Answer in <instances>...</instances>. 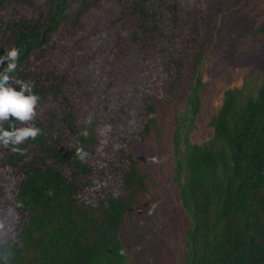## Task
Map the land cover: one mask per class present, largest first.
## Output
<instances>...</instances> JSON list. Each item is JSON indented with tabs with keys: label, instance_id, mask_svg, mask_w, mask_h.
Segmentation results:
<instances>
[{
	"label": "trees",
	"instance_id": "trees-1",
	"mask_svg": "<svg viewBox=\"0 0 264 264\" xmlns=\"http://www.w3.org/2000/svg\"><path fill=\"white\" fill-rule=\"evenodd\" d=\"M203 1L0 0V55L21 49L10 75L41 97L33 121L10 119L42 129L23 153L0 146V264H133L123 232L149 175L132 150L174 103L184 264H264V75L226 90L191 142L218 38L219 5L205 20Z\"/></svg>",
	"mask_w": 264,
	"mask_h": 264
},
{
	"label": "rangeland",
	"instance_id": "rangeland-1",
	"mask_svg": "<svg viewBox=\"0 0 264 264\" xmlns=\"http://www.w3.org/2000/svg\"><path fill=\"white\" fill-rule=\"evenodd\" d=\"M203 3L205 20L209 6L219 5L218 38L202 67L206 90L203 109L191 135L192 143L212 134L209 121L226 90L264 75V38L259 48L247 45L249 35L256 28H264V0H204ZM194 9L198 13V4ZM204 19L202 28L206 26ZM176 109L174 103L162 115L159 134L153 133L143 146L132 150L140 169L149 175L145 208L138 217L130 218L123 232L133 264H184L185 261L186 220L174 181Z\"/></svg>",
	"mask_w": 264,
	"mask_h": 264
},
{
	"label": "clouds",
	"instance_id": "clouds-1",
	"mask_svg": "<svg viewBox=\"0 0 264 264\" xmlns=\"http://www.w3.org/2000/svg\"><path fill=\"white\" fill-rule=\"evenodd\" d=\"M20 54L19 47H12L7 49L4 55H0V65L7 61L6 66L0 70V146H12L13 151L23 153L26 149L18 147L21 142L30 137L35 139L42 133V129L34 123L17 127L15 121L10 119L15 117V120L20 122L33 121L41 99L34 91L33 81L10 75L18 68ZM16 85H19V88ZM4 121H9L8 127L4 126ZM76 151L80 159H85L88 155L83 147L77 148Z\"/></svg>",
	"mask_w": 264,
	"mask_h": 264
}]
</instances>
